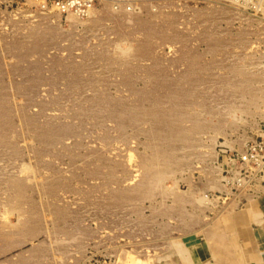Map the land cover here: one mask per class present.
Segmentation results:
<instances>
[{
    "label": "rangeland",
    "instance_id": "1",
    "mask_svg": "<svg viewBox=\"0 0 264 264\" xmlns=\"http://www.w3.org/2000/svg\"><path fill=\"white\" fill-rule=\"evenodd\" d=\"M131 1L0 0V264H231L264 211L224 175L264 128V14Z\"/></svg>",
    "mask_w": 264,
    "mask_h": 264
},
{
    "label": "built area",
    "instance_id": "2",
    "mask_svg": "<svg viewBox=\"0 0 264 264\" xmlns=\"http://www.w3.org/2000/svg\"><path fill=\"white\" fill-rule=\"evenodd\" d=\"M43 11H57L63 15L73 13L79 18L94 16L106 7L114 10H130L133 5L131 0H34ZM232 5L254 13L264 14V0H223ZM225 181L230 190L238 191L241 188L253 184L256 180H262L264 175V128L261 132L249 140L245 150L236 151L234 155L225 160Z\"/></svg>",
    "mask_w": 264,
    "mask_h": 264
},
{
    "label": "crops",
    "instance_id": "3",
    "mask_svg": "<svg viewBox=\"0 0 264 264\" xmlns=\"http://www.w3.org/2000/svg\"><path fill=\"white\" fill-rule=\"evenodd\" d=\"M248 217L247 215V220ZM249 220H251L249 223H258H252L247 233L243 234L240 243L237 236L233 237L237 241V251L231 264H264V211L261 210V213L255 217L253 216V219L249 218ZM197 249L196 254L198 255L196 257L199 258V262L202 264H221L217 262V259L214 258L215 256H212L211 252L209 253L207 247L204 248V245H200ZM185 260L186 264H192L187 252Z\"/></svg>",
    "mask_w": 264,
    "mask_h": 264
},
{
    "label": "bare ground",
    "instance_id": "4",
    "mask_svg": "<svg viewBox=\"0 0 264 264\" xmlns=\"http://www.w3.org/2000/svg\"><path fill=\"white\" fill-rule=\"evenodd\" d=\"M110 8V7H109ZM110 9H112V8H110ZM112 10H114V9H112ZM116 11H124V10H116ZM50 12H56V11H50ZM58 14H59V12H57ZM61 14V13H60ZM68 15H73L74 17H76V18H79L78 16H76L75 14H73V13H67L66 15H65V17H67ZM91 17V16H90ZM87 18H89V17H87ZM263 177H264V175H263Z\"/></svg>",
    "mask_w": 264,
    "mask_h": 264
}]
</instances>
